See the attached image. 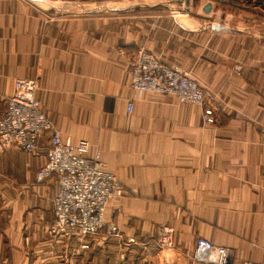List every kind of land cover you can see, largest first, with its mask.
Listing matches in <instances>:
<instances>
[{"label": "crops", "instance_id": "crops-1", "mask_svg": "<svg viewBox=\"0 0 264 264\" xmlns=\"http://www.w3.org/2000/svg\"><path fill=\"white\" fill-rule=\"evenodd\" d=\"M141 49L192 75L214 125L132 89ZM18 79L38 81L43 114L99 150L125 194L105 213L118 236L66 238L51 229L57 175L36 181L51 133L33 154L0 153V264H206L193 259L200 238L264 264V0H0V114Z\"/></svg>", "mask_w": 264, "mask_h": 264}, {"label": "built area", "instance_id": "built-area-1", "mask_svg": "<svg viewBox=\"0 0 264 264\" xmlns=\"http://www.w3.org/2000/svg\"><path fill=\"white\" fill-rule=\"evenodd\" d=\"M129 67L131 87L138 95L173 96L180 103L201 107L207 125L216 123L212 99L189 72L165 65L159 57L144 49L130 59ZM37 92V80L16 81L14 94L7 99L6 110L0 114V153L17 148L33 154L41 137L51 133L47 163L37 172L36 181L41 183L53 175L58 177L52 232L66 238H87L105 230L109 236H118V227L106 223L105 213L111 202L124 196V186L106 169L99 150L96 149L93 157L89 156L92 149L89 141L63 139L62 131L43 114ZM133 108L134 103L129 101V111ZM174 241L175 229L167 224L160 225L156 235L159 249H172ZM129 243L135 240L130 239ZM194 259L206 264H234L230 249L215 246L203 238L197 241Z\"/></svg>", "mask_w": 264, "mask_h": 264}, {"label": "water", "instance_id": "water-1", "mask_svg": "<svg viewBox=\"0 0 264 264\" xmlns=\"http://www.w3.org/2000/svg\"><path fill=\"white\" fill-rule=\"evenodd\" d=\"M213 10H214V5L213 3H208L205 7H204V15L207 17V16H211L213 13ZM219 17L221 16V13L219 12L217 14Z\"/></svg>", "mask_w": 264, "mask_h": 264}, {"label": "rangeland", "instance_id": "rangeland-1", "mask_svg": "<svg viewBox=\"0 0 264 264\" xmlns=\"http://www.w3.org/2000/svg\"><path fill=\"white\" fill-rule=\"evenodd\" d=\"M170 250V249H169ZM166 251H168V250H166ZM193 259H194V255H193Z\"/></svg>", "mask_w": 264, "mask_h": 264}]
</instances>
